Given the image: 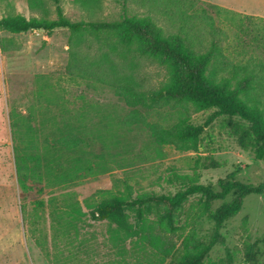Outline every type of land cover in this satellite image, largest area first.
Returning <instances> with one entry per match:
<instances>
[{"label":"rangeland","instance_id":"obj_1","mask_svg":"<svg viewBox=\"0 0 264 264\" xmlns=\"http://www.w3.org/2000/svg\"><path fill=\"white\" fill-rule=\"evenodd\" d=\"M147 1L128 0L124 6L122 0H59V5L72 22H113L124 7L128 16H144L151 10ZM152 1L166 32L184 26L202 52L216 40L218 68L240 76L254 72L248 97L264 104V0H175L174 9L166 0ZM55 8L53 0H0V17L55 19ZM69 38L66 30H0V264H171L181 255L201 264H264V194L243 198L239 213L219 229L203 211L206 199L200 194L174 210L163 205L145 211L147 226L158 230L153 247L145 235L133 237L90 219L87 205L101 198L173 196L191 186L218 194L228 181L259 186L264 161L255 158L249 123L237 117L215 119L193 150L156 142L154 128L200 126L214 110L129 107L112 89L67 69ZM140 71L154 87L164 77L156 65ZM237 197L216 199L209 210ZM75 204L86 216L69 226ZM166 213L173 217L174 233L159 231ZM165 244L168 255L159 251Z\"/></svg>","mask_w":264,"mask_h":264},{"label":"trees","instance_id":"obj_2","mask_svg":"<svg viewBox=\"0 0 264 264\" xmlns=\"http://www.w3.org/2000/svg\"><path fill=\"white\" fill-rule=\"evenodd\" d=\"M56 4V18H25L19 14L0 17V30L10 34L42 31L51 34L56 30L70 33L68 50V70L78 71L79 76L94 80L99 85L112 89L115 96L132 108L151 110L167 106L181 107L186 112L200 113L214 110L207 121L200 126L184 122L170 129H153L156 142L172 145L178 151L196 148L204 130L215 119L228 116L237 117L251 127L255 138V158L264 161V104L248 97L255 88V73L251 70L239 72L228 67H217L219 44L212 40L210 46L201 51L192 44L191 38L180 25L176 33L166 32L158 25L161 13L154 9V2L147 1L148 12L144 16L124 15L118 21H79L72 22L63 13L59 0ZM126 6L128 0H122ZM175 0H166V7L175 8ZM32 4V3H31ZM169 18V17H168ZM174 28L170 18L166 20ZM156 65L164 72L163 80L154 87L149 83L140 68L143 65ZM233 67V66H232ZM235 68V67H233ZM230 193L238 195L231 203L223 205L215 212L209 210V203L223 200ZM200 194L206 199L203 211L214 222L216 229L227 220L235 217L242 207V199L249 195L264 194V184L243 185L228 181L221 193L214 194L210 188L191 186L173 196L140 195L131 200L128 194L118 197L101 198L88 204V216L98 222H106L116 230L141 238L153 247L159 236L157 229L147 226L143 212H151L163 205L172 210L181 207L189 196ZM205 208V209H204ZM130 212L135 215L131 223ZM86 216L81 207L75 204L68 214L67 225ZM173 217L166 213L157 223L159 231L169 229L174 233ZM158 236V237H157ZM213 242L211 243V246ZM161 253H170L166 244ZM171 264H201L197 259L181 255Z\"/></svg>","mask_w":264,"mask_h":264}]
</instances>
